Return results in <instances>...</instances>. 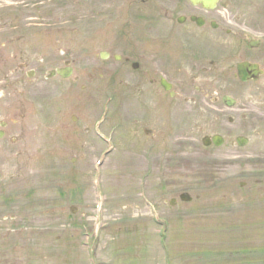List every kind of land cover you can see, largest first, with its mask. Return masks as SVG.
Masks as SVG:
<instances>
[{
	"label": "rangeland",
	"instance_id": "obj_1",
	"mask_svg": "<svg viewBox=\"0 0 264 264\" xmlns=\"http://www.w3.org/2000/svg\"><path fill=\"white\" fill-rule=\"evenodd\" d=\"M78 12L75 0H64L55 9L49 0H0V118H12L18 104L24 112L28 103L35 129L29 168L18 164L9 138L0 140V264H264V162L258 161L264 160L262 138L241 150L182 148L177 167H161L157 160L153 169L144 162V150L125 154L117 147L94 170L106 144L95 140L92 123L103 115L109 82H91L90 72L81 68L101 48L94 44L90 53L81 46ZM67 60L73 61L74 76L82 77L79 83L74 76L47 79L51 69ZM32 70L34 77L28 78ZM86 97L94 100L74 109L77 101L71 99ZM49 108L56 112L47 114ZM81 110L90 133L70 135L65 140L68 151L54 148L64 142L60 131H69ZM136 131L142 134L141 128ZM129 135L131 131L127 142ZM189 136L200 141L201 134ZM237 158L244 162H234ZM147 168L149 177L144 175ZM94 171L101 175L100 186L92 184ZM142 178L148 195L172 222L164 233H158L160 226L142 201ZM239 181L247 184L242 187ZM97 189L104 205L98 237L88 248L81 243L87 240L85 228L96 219ZM181 191L190 192L193 201L170 205ZM72 205L76 213L70 211ZM165 242L167 255L161 247Z\"/></svg>",
	"mask_w": 264,
	"mask_h": 264
},
{
	"label": "flooded vegetation",
	"instance_id": "obj_2",
	"mask_svg": "<svg viewBox=\"0 0 264 264\" xmlns=\"http://www.w3.org/2000/svg\"><path fill=\"white\" fill-rule=\"evenodd\" d=\"M77 4L81 46L90 53L94 44L101 48L81 68L90 72L91 82L108 79L102 104L110 105L111 127L115 130L118 121L125 135L133 133L122 150H144L154 155L150 164L165 153L162 167L184 149L241 150L239 138L245 147L262 138L264 152V0H77ZM77 77L78 83L82 77ZM87 99L94 100L72 98L71 103L77 101L74 109H82ZM24 108L22 112L20 104L16 106L4 135L8 139L11 128L12 154L29 168L35 129L30 105ZM81 113L69 125L70 132L60 131L65 140L88 132L84 110ZM48 134L55 136L51 130ZM195 134H201L200 141L189 136Z\"/></svg>",
	"mask_w": 264,
	"mask_h": 264
},
{
	"label": "water",
	"instance_id": "obj_3",
	"mask_svg": "<svg viewBox=\"0 0 264 264\" xmlns=\"http://www.w3.org/2000/svg\"><path fill=\"white\" fill-rule=\"evenodd\" d=\"M183 198H185V199H188V200H189V198H188V197H185V196H183Z\"/></svg>",
	"mask_w": 264,
	"mask_h": 264
}]
</instances>
